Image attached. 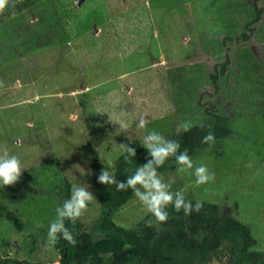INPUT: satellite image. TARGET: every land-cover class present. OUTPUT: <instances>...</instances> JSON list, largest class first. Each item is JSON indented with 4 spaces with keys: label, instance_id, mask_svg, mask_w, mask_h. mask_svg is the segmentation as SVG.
Instances as JSON below:
<instances>
[{
    "label": "rangeland",
    "instance_id": "1",
    "mask_svg": "<svg viewBox=\"0 0 264 264\" xmlns=\"http://www.w3.org/2000/svg\"><path fill=\"white\" fill-rule=\"evenodd\" d=\"M12 16H0V149L20 159L24 181L0 187V258L58 264L47 230L73 184L94 196L77 222L97 236L82 145L97 150L101 173L131 141L142 145L152 130L171 140L182 122L201 124L205 109L231 130L189 156L215 180L197 186L177 163L158 174L247 224L264 251V0H40ZM241 33L247 40L235 41ZM144 215L133 194L111 217L132 228Z\"/></svg>",
    "mask_w": 264,
    "mask_h": 264
},
{
    "label": "trees",
    "instance_id": "2",
    "mask_svg": "<svg viewBox=\"0 0 264 264\" xmlns=\"http://www.w3.org/2000/svg\"><path fill=\"white\" fill-rule=\"evenodd\" d=\"M39 1L22 0L15 6L10 2L0 16L9 18ZM256 11L258 14L252 21L259 19L260 10ZM248 37V34L241 33L235 41H246ZM227 64V59L220 64H214L209 75L213 85H216L217 75L224 72ZM205 111L208 116L201 124H195L190 131H181L171 139L180 144L177 154L187 149L188 155L193 156L211 148L231 133L227 116L209 112L208 109ZM208 133L214 135L215 142L201 143ZM127 146L135 148L136 155L129 158L130 162H126L124 156L127 153H119L111 171L120 182L125 181L137 167L151 159L147 149L137 140L131 141ZM80 149L90 157V179L99 206V214L92 225L93 233L97 236L79 230L77 221L75 224L65 221V226L72 232L77 244L73 246L64 239L58 240V264H210L212 260L222 259H228L230 264H264V251L256 248L257 242L250 227L230 215L229 211H220L214 203L200 201L203 204L200 211H193L188 216L183 211L174 212L169 206V218L160 229L146 226L145 220L150 218L147 215L132 228L119 226L112 220V213L133 196L132 190L118 191L115 184L99 183L101 164L97 150L89 143L82 145ZM173 163H176L175 157H169L157 172L164 171ZM23 181L18 180L14 185L5 187L13 188ZM186 199L193 205L198 201ZM8 261L0 258V264H7Z\"/></svg>",
    "mask_w": 264,
    "mask_h": 264
},
{
    "label": "clouds",
    "instance_id": "3",
    "mask_svg": "<svg viewBox=\"0 0 264 264\" xmlns=\"http://www.w3.org/2000/svg\"><path fill=\"white\" fill-rule=\"evenodd\" d=\"M11 2L12 6L22 0H0V13L5 10V7ZM148 120L141 118L138 124L139 128H145ZM126 129V124L120 125ZM196 126L192 121L182 122L177 126V133L181 130L188 132L192 127ZM215 137L212 133L206 134L201 143H214ZM142 145L147 149L151 159L146 163L136 168L135 172L120 182L115 178V174L109 171V168L114 167L112 162H109L108 168L102 169L98 176V182L105 185L115 184L118 191L131 189L134 196L141 205L145 215L150 216L145 220L148 227L161 228L169 218L168 207L171 206L174 212H181L185 216L190 215L193 211L199 212L203 204L197 201L193 203L186 199V194L183 190L172 191L171 183H166L158 174L157 169L162 167L169 157H175L178 165L177 171L186 175L195 177L197 186L205 185L215 180V173L210 172L206 165H200L193 170V162L188 155L187 149L179 152L180 144L176 140L165 139L163 135L155 130L150 131L143 137ZM126 162H130V157L136 155V150L133 147H124L122 154ZM22 172L20 159L9 154L6 148L0 149V187L14 185L18 182ZM88 187L73 184L71 186L70 197L55 209L56 217L49 224L45 241L46 250H51L59 239L66 240L69 244L75 246L77 244L72 232L65 226V221L75 224L77 220L83 217L88 209L89 203L94 200L93 194L88 190ZM40 227V225H37Z\"/></svg>",
    "mask_w": 264,
    "mask_h": 264
}]
</instances>
